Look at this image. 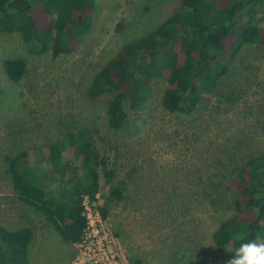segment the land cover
<instances>
[{"label":"rangeland","instance_id":"rangeland-1","mask_svg":"<svg viewBox=\"0 0 264 264\" xmlns=\"http://www.w3.org/2000/svg\"><path fill=\"white\" fill-rule=\"evenodd\" d=\"M93 26L71 55L54 57L20 34H0V224L34 233L33 264H73L78 249L66 246L33 208L12 194L6 156L28 147L36 154L68 131L91 137L122 183L125 199L103 224L126 260L141 264H227L214 255L211 234L231 215L234 198L223 190L242 164L264 154V48L251 45L228 63L216 92L204 94L191 113L162 107L164 79H157L138 111L115 130L105 120V99H91L94 72L123 45L154 30L180 0H94ZM22 59L17 83L3 71ZM91 213L109 191L101 168ZM93 219V218H92Z\"/></svg>","mask_w":264,"mask_h":264},{"label":"trees","instance_id":"trees-1","mask_svg":"<svg viewBox=\"0 0 264 264\" xmlns=\"http://www.w3.org/2000/svg\"><path fill=\"white\" fill-rule=\"evenodd\" d=\"M94 0H0V34H20L22 40L54 57L71 55L91 32ZM264 48V0H180L178 8L150 33L121 46L96 69L87 87L91 99H105V120L121 129L131 111L145 104L151 85L164 79L162 107L169 113H191L204 94L217 90L228 63L245 47ZM3 71L12 82L26 73L22 59H6ZM6 156L11 193L37 211L66 246L82 240L87 226L83 200L95 201L100 172L109 191L98 208L106 219L125 199L122 183L107 166L89 135L68 131L48 141ZM234 196L231 215L211 234L214 255L227 261L224 248L264 239V154L246 160L223 186ZM259 208V215L252 212ZM241 235L243 240H234ZM34 233L30 227L0 225V264H33ZM130 264H141L129 259Z\"/></svg>","mask_w":264,"mask_h":264},{"label":"built area","instance_id":"built-area-1","mask_svg":"<svg viewBox=\"0 0 264 264\" xmlns=\"http://www.w3.org/2000/svg\"><path fill=\"white\" fill-rule=\"evenodd\" d=\"M88 198H84L83 215L86 217L87 226L83 232L82 240L75 244L78 249L73 264H130L119 248L113 252L110 247L115 245L112 235L105 229V221L97 210L91 213ZM93 218V219H92Z\"/></svg>","mask_w":264,"mask_h":264},{"label":"clouds","instance_id":"clouds-1","mask_svg":"<svg viewBox=\"0 0 264 264\" xmlns=\"http://www.w3.org/2000/svg\"><path fill=\"white\" fill-rule=\"evenodd\" d=\"M252 212L259 215L260 209L253 208ZM244 237L237 235L234 240H243ZM225 254L229 255L227 264H264V239L259 237L245 243H241L235 250L230 247L224 248Z\"/></svg>","mask_w":264,"mask_h":264},{"label":"crops","instance_id":"crops-1","mask_svg":"<svg viewBox=\"0 0 264 264\" xmlns=\"http://www.w3.org/2000/svg\"><path fill=\"white\" fill-rule=\"evenodd\" d=\"M1 194V193H0ZM12 194V193H11ZM13 195V194H12ZM14 196V195H13ZM15 197V196H14ZM16 198V197H15ZM1 205V204H0ZM2 206V205H1ZM0 225H3V226H5L4 224H0ZM6 227V226H5Z\"/></svg>","mask_w":264,"mask_h":264}]
</instances>
